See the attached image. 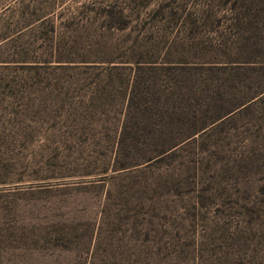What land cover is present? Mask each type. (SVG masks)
Returning a JSON list of instances; mask_svg holds the SVG:
<instances>
[{
	"label": "rangeland",
	"instance_id": "obj_1",
	"mask_svg": "<svg viewBox=\"0 0 264 264\" xmlns=\"http://www.w3.org/2000/svg\"><path fill=\"white\" fill-rule=\"evenodd\" d=\"M0 264H264V0H0Z\"/></svg>",
	"mask_w": 264,
	"mask_h": 264
}]
</instances>
